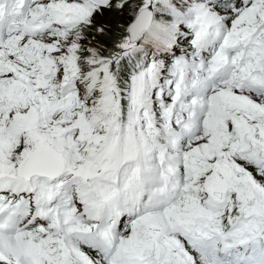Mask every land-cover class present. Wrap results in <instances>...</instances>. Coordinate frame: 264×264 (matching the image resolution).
<instances>
[{
  "label": "snow or ice",
  "instance_id": "1",
  "mask_svg": "<svg viewBox=\"0 0 264 264\" xmlns=\"http://www.w3.org/2000/svg\"><path fill=\"white\" fill-rule=\"evenodd\" d=\"M0 264H264V0H0Z\"/></svg>",
  "mask_w": 264,
  "mask_h": 264
}]
</instances>
